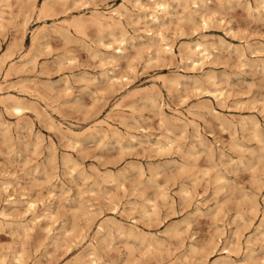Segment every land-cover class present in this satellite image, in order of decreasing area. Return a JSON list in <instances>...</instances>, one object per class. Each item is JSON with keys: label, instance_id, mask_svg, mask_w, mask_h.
I'll use <instances>...</instances> for the list:
<instances>
[{"label": "rangeland", "instance_id": "obj_1", "mask_svg": "<svg viewBox=\"0 0 264 264\" xmlns=\"http://www.w3.org/2000/svg\"><path fill=\"white\" fill-rule=\"evenodd\" d=\"M153 1L0 0V264H260L261 0Z\"/></svg>", "mask_w": 264, "mask_h": 264}, {"label": "bare ground", "instance_id": "obj_2", "mask_svg": "<svg viewBox=\"0 0 264 264\" xmlns=\"http://www.w3.org/2000/svg\"><path fill=\"white\" fill-rule=\"evenodd\" d=\"M154 5H155V8L156 9H151L153 11H151L152 14L149 15V20L151 23H158L159 21V16H158V12L163 13L164 14H167V10L169 9V3L167 0H155L153 1ZM259 6L263 7L264 8V0H261L259 2ZM142 7V6H141ZM113 12H111L108 16V18H103L102 15L98 16V18L100 19H103V20H108L109 22L107 21H104L103 26H105L106 29H109L117 24L116 22L113 21ZM162 15V14H161ZM120 21V20H119ZM203 21H206V20H203ZM101 24V25H102ZM101 27V26H100ZM158 28V27H157ZM111 31H109L110 33ZM112 37H114L112 35ZM150 41H152L151 44L157 46L158 48H160L162 50V53L164 54H170L172 55V48L171 46L169 45V43L166 42V40L164 39V37L162 36V34H160L159 32H155V36L150 39ZM120 49L123 48L124 44H123V41L121 39H114L113 41ZM195 47V48H194ZM194 50H192L194 53H196V55L200 58V59H205L208 57L209 53H208V50L206 48V46L204 44H201V43H197L195 46H194ZM180 52V51H179ZM117 54H122V51L121 50H118L116 52ZM119 58H123L122 57H119V56H109V60L110 62L113 64L114 62H117L119 60ZM13 111L16 113V114H20L22 112V109L18 106H15L13 107ZM104 132V131H103ZM103 225V224H101ZM101 230L103 231V227H101ZM98 236V234H96ZM264 237V236H263ZM253 259V258H252ZM254 260V259H253ZM256 260V259H255ZM254 260V261H255ZM94 261H91V263H94ZM3 264V263H2ZM5 264V263H4ZM253 264V263H252ZM260 264H264V257L262 259H260Z\"/></svg>", "mask_w": 264, "mask_h": 264}]
</instances>
